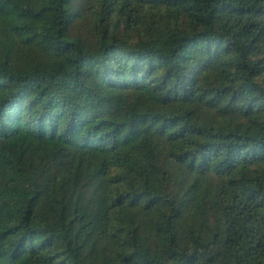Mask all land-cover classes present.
<instances>
[{
    "label": "trees",
    "instance_id": "trees-1",
    "mask_svg": "<svg viewBox=\"0 0 264 264\" xmlns=\"http://www.w3.org/2000/svg\"><path fill=\"white\" fill-rule=\"evenodd\" d=\"M0 264H264V0H0Z\"/></svg>",
    "mask_w": 264,
    "mask_h": 264
}]
</instances>
